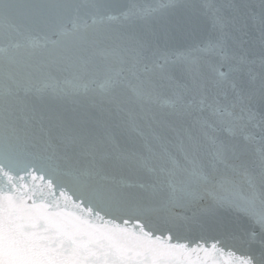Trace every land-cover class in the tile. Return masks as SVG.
Returning <instances> with one entry per match:
<instances>
[{"label": "snow or ice", "instance_id": "snow-or-ice-1", "mask_svg": "<svg viewBox=\"0 0 264 264\" xmlns=\"http://www.w3.org/2000/svg\"><path fill=\"white\" fill-rule=\"evenodd\" d=\"M0 264H264V0H0Z\"/></svg>", "mask_w": 264, "mask_h": 264}]
</instances>
